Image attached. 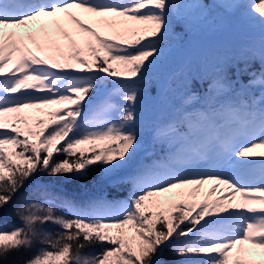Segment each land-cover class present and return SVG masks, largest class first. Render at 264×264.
<instances>
[{"label": "snow or ice", "instance_id": "snow-or-ice-1", "mask_svg": "<svg viewBox=\"0 0 264 264\" xmlns=\"http://www.w3.org/2000/svg\"><path fill=\"white\" fill-rule=\"evenodd\" d=\"M202 4L0 0V210L27 187L19 225H0V264H172L166 250L179 264H264V50L259 70L221 64L139 119L160 91L148 70L161 45ZM212 5L264 28V0ZM145 134L159 155L127 178V200L81 203L43 179L112 175Z\"/></svg>", "mask_w": 264, "mask_h": 264}, {"label": "trees", "instance_id": "trees-1", "mask_svg": "<svg viewBox=\"0 0 264 264\" xmlns=\"http://www.w3.org/2000/svg\"><path fill=\"white\" fill-rule=\"evenodd\" d=\"M200 2L207 4L208 8L214 7V0ZM244 2L248 4L250 0ZM200 8L203 10L195 11L184 29L176 28L179 37L169 35L161 45V55L149 67L148 78L157 81L160 91L156 96L149 95L144 98L139 108L141 127L150 126L154 120L167 114L171 97L178 94L186 79L210 75L217 66L225 63L243 68L245 65L242 61H249L250 71H257L261 67L259 56L261 50H264V28L243 14L232 16L219 9L209 11L203 4ZM230 74L233 79L238 78L245 83L249 80L247 74L237 76L236 67L230 69ZM254 91L259 94L260 90L257 88ZM153 151L151 138L145 134L142 146L132 160L112 175H106L99 166H95L85 177L45 176L43 179L81 203L96 199L127 200L131 192L127 178L136 171L141 161L158 158V150H155V155H150ZM26 191L27 187L11 204L0 210V222L15 215V209L23 201V193ZM60 210L64 215H69L67 209ZM89 250L91 249L85 251ZM34 251L33 248L32 252ZM30 255V252L22 249L8 259L22 261ZM163 259L172 261V264H179L180 260L167 250Z\"/></svg>", "mask_w": 264, "mask_h": 264}, {"label": "rangeland", "instance_id": "rangeland-1", "mask_svg": "<svg viewBox=\"0 0 264 264\" xmlns=\"http://www.w3.org/2000/svg\"><path fill=\"white\" fill-rule=\"evenodd\" d=\"M161 107V106H160ZM208 187H210V186H205V191L207 190V188ZM221 188L223 189V186H221ZM203 195V194H202ZM217 195H220V193H217ZM216 197L215 196H213V197H211V199H215ZM34 199H38V197L37 198H34ZM239 199V198H238ZM23 202V201H22ZM21 202V203H22ZM20 203V204H21ZM58 211L60 212V213H62V211L60 210V209H58ZM63 214V213H62ZM19 220H18V218H17V215H16V212H15V215L13 216V217H11V218H8V219H6L5 221H3V222H0V225H2V226H4V227H10V226H12V225H19ZM39 247V245H36V246H34V250H36L37 248ZM99 251V248L97 247V248H94V249H91V250H89V251H85V254L87 255V254H89V253H95V252H98Z\"/></svg>", "mask_w": 264, "mask_h": 264}]
</instances>
